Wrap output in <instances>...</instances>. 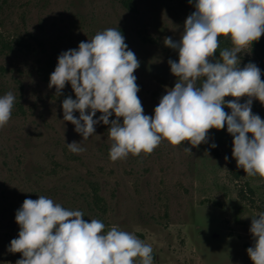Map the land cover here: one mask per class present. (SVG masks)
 <instances>
[{"label": "rangeland", "instance_id": "1", "mask_svg": "<svg viewBox=\"0 0 264 264\" xmlns=\"http://www.w3.org/2000/svg\"><path fill=\"white\" fill-rule=\"evenodd\" d=\"M194 10L188 0H0V95L16 97L0 128V264L21 258L6 251L19 231L15 212L25 198L39 195L82 211L86 221H102L105 231L116 226L135 234L152 247L153 264H253L246 249L253 243L251 216L264 212V179L236 166L226 125L209 129L208 143L198 147L162 140L150 154L113 162L108 126L98 123L81 141L63 121V99H75L70 84L60 95L48 87L62 51L117 28L139 61L137 96L144 114L152 115L176 82L167 62L178 56L164 38L178 40ZM244 51L239 66L260 68L251 45ZM251 108L264 119L259 100L253 98ZM73 141L84 151L70 152L66 143Z\"/></svg>", "mask_w": 264, "mask_h": 264}, {"label": "clouds", "instance_id": "2", "mask_svg": "<svg viewBox=\"0 0 264 264\" xmlns=\"http://www.w3.org/2000/svg\"><path fill=\"white\" fill-rule=\"evenodd\" d=\"M188 3L195 10L186 17L182 35L163 41L178 56L167 62L176 82L159 98L152 115L144 114L137 96L133 73L139 61L117 28H106L79 42L77 48L62 51L48 87L55 86L60 95L66 82L70 84L75 99H63V121L75 126L81 141L95 133L98 123L108 126V155L113 162L129 154H150L162 140L174 146L187 141L198 147L208 143L209 129L226 125L236 166L249 177L264 179V119L251 108L253 98L264 104V81L255 63L240 67L238 56L264 33V0ZM220 36L231 47L220 50L216 59L213 54ZM226 96L236 99L225 100ZM241 97L247 99L241 103ZM15 99L11 91L0 95V128L8 123ZM225 106L230 112H225ZM80 142L66 143L68 150L84 151ZM185 150L191 152L189 147ZM84 216L43 195L25 198L14 217L18 235L6 251L21 254L16 264H153L152 247L135 234L116 226L105 231L102 221H86ZM251 217L253 243L246 252L253 264H264V212Z\"/></svg>", "mask_w": 264, "mask_h": 264}, {"label": "trees", "instance_id": "3", "mask_svg": "<svg viewBox=\"0 0 264 264\" xmlns=\"http://www.w3.org/2000/svg\"><path fill=\"white\" fill-rule=\"evenodd\" d=\"M227 46H231L230 41L226 37L220 36L219 47L214 54L219 55V51ZM251 47L259 60L260 69H261V80L264 81V33H262L258 41H254L252 43ZM261 107L263 109V114H264V104H261Z\"/></svg>", "mask_w": 264, "mask_h": 264}]
</instances>
